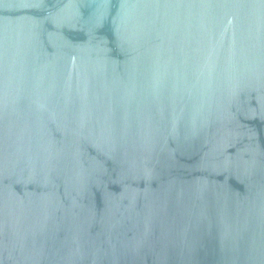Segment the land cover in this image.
Segmentation results:
<instances>
[{"label": "water", "instance_id": "obj_1", "mask_svg": "<svg viewBox=\"0 0 264 264\" xmlns=\"http://www.w3.org/2000/svg\"><path fill=\"white\" fill-rule=\"evenodd\" d=\"M0 264H264V0H0Z\"/></svg>", "mask_w": 264, "mask_h": 264}]
</instances>
